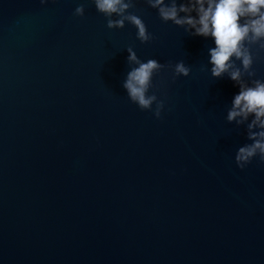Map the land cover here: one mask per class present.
<instances>
[{"label":"water","instance_id":"obj_1","mask_svg":"<svg viewBox=\"0 0 264 264\" xmlns=\"http://www.w3.org/2000/svg\"><path fill=\"white\" fill-rule=\"evenodd\" d=\"M129 11L151 41L93 0H0V264H264V161L236 165L246 132L226 120L238 89L205 70L211 40ZM129 46L191 68L154 76L160 118L122 87Z\"/></svg>","mask_w":264,"mask_h":264},{"label":"clouds","instance_id":"obj_2","mask_svg":"<svg viewBox=\"0 0 264 264\" xmlns=\"http://www.w3.org/2000/svg\"><path fill=\"white\" fill-rule=\"evenodd\" d=\"M49 0H40L45 5ZM98 12L107 17V27L124 28L130 23L136 29V38L142 43L153 39L143 18L131 11L135 0H93ZM157 10L160 19L184 29L192 36L212 41L207 49L205 70L211 77H227L238 89L232 96L226 120L243 127L248 142L239 145L234 159L240 169L254 158L264 161V77L254 68L264 52V0H145ZM84 16V4L74 10ZM130 65L123 81L128 98L141 110H149L160 118L165 100L153 88V78L166 67L172 70V79L187 77L190 66L183 60L166 65L156 58L142 60L133 47H127ZM210 66V67H209Z\"/></svg>","mask_w":264,"mask_h":264}]
</instances>
